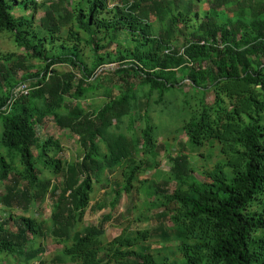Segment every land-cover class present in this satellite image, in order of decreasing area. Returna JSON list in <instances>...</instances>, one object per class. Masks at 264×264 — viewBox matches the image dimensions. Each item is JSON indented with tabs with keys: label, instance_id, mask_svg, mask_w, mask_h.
Wrapping results in <instances>:
<instances>
[{
	"label": "trees",
	"instance_id": "16d2710c",
	"mask_svg": "<svg viewBox=\"0 0 264 264\" xmlns=\"http://www.w3.org/2000/svg\"><path fill=\"white\" fill-rule=\"evenodd\" d=\"M199 1L0 0V34L23 50L0 52V264H41L46 235L62 245L49 264H264V0ZM166 112L190 150L221 156L202 180L188 149L169 156L171 190L138 178L158 167L153 115ZM48 122L76 136L78 159L58 158ZM117 169L111 207L146 185L173 258L134 248L148 229L106 240L109 214L83 224L94 184Z\"/></svg>",
	"mask_w": 264,
	"mask_h": 264
},
{
	"label": "rangeland",
	"instance_id": "374dc122",
	"mask_svg": "<svg viewBox=\"0 0 264 264\" xmlns=\"http://www.w3.org/2000/svg\"><path fill=\"white\" fill-rule=\"evenodd\" d=\"M40 2L41 0H36ZM117 0H109V6L112 7ZM205 0L199 1L197 4L203 8H207ZM31 9L26 12L22 9L15 11L16 14H23L30 12ZM43 14L41 10L36 11L35 19L37 20ZM185 35L177 36L172 40L174 46L181 47L185 44ZM23 50L13 43L10 37L5 34H0V52L8 53L14 52L15 54L21 53ZM108 69H112V65L106 66ZM59 71L67 70L65 66H58ZM107 80L114 78V76H109L106 74ZM21 88V86L19 87ZM187 88V87H185ZM113 92H116V89H113ZM101 98L95 100L96 103H99ZM178 103H171L169 109L176 108ZM153 120L156 124H159L157 130V152L156 158L158 160V167L140 171L138 173L139 179H145V184L149 183L158 184L160 186H166L169 190L175 187V182L170 181L169 183L163 184L167 179L169 169L171 166L170 158L171 155H176L180 151L185 149L189 150V160L191 165L194 168L193 175L202 180V172L204 169H210L213 167L214 163L221 158L217 151V147L209 149L207 145L200 147L196 151L190 150V146L187 142V137L176 130L179 126L178 124H172L173 122L179 119L178 114L176 113H167L161 117V122H159L156 115H153ZM176 130V131H175ZM40 134L43 137L47 135H54L60 140L62 145V150L58 153V158L62 162H67L71 160L78 159L81 155L79 150V145L76 140V136L69 132H61L56 128L54 124L48 122L44 128L40 131ZM108 176L104 177L102 182L103 184H94L93 190L90 195L89 206L84 212L83 215V224H97L101 217L105 214H109L110 218L107 219L104 223V228L106 231L105 239L111 240L113 237L122 234L123 232H134L136 230H146L150 232V236L145 240L135 245L134 248L137 250L152 252L156 254L160 251V254H169L173 258L174 255H177L175 249L177 242L163 241L159 236L160 231L158 228L161 226V222L167 223L163 220L158 219V214L161 212L160 208H155L151 205L150 197L147 193L148 187L146 185H141L140 182H136L131 187L128 193L121 191L117 202L114 207H111L110 203L113 200V193L111 188L115 183L121 182V174L119 169L116 171L107 174ZM60 178H53L52 181H58ZM104 184H106L104 186ZM3 192V186L0 183V194ZM51 209V204L48 200L43 203H36V208L31 211L36 217L47 218L49 216ZM14 213H21L22 211L15 209ZM23 213V212H22ZM7 211L0 204V220L7 218ZM42 244L45 246V253L42 256L44 260L41 264H49L50 259H53L61 249L62 245L56 243L50 235H46L45 238L41 239ZM171 251V252H170ZM31 264H37L33 262Z\"/></svg>",
	"mask_w": 264,
	"mask_h": 264
}]
</instances>
